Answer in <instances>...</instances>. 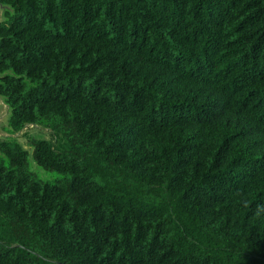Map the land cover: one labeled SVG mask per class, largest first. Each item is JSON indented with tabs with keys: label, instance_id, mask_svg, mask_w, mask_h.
<instances>
[{
	"label": "trees",
	"instance_id": "1",
	"mask_svg": "<svg viewBox=\"0 0 264 264\" xmlns=\"http://www.w3.org/2000/svg\"><path fill=\"white\" fill-rule=\"evenodd\" d=\"M0 2V264H264V0Z\"/></svg>",
	"mask_w": 264,
	"mask_h": 264
},
{
	"label": "rangeland",
	"instance_id": "2",
	"mask_svg": "<svg viewBox=\"0 0 264 264\" xmlns=\"http://www.w3.org/2000/svg\"><path fill=\"white\" fill-rule=\"evenodd\" d=\"M7 6H0V21L4 18V11ZM9 107L4 101L3 97L0 96V138L10 135L8 127ZM15 136L23 144L28 151L27 156V168L36 178L42 181L54 182L58 179H62L65 176L56 171H51L40 166L33 154L32 137L36 138H52L51 131L47 128L37 127L35 125H29L23 131L16 133Z\"/></svg>",
	"mask_w": 264,
	"mask_h": 264
},
{
	"label": "water",
	"instance_id": "3",
	"mask_svg": "<svg viewBox=\"0 0 264 264\" xmlns=\"http://www.w3.org/2000/svg\"><path fill=\"white\" fill-rule=\"evenodd\" d=\"M0 6H2V3L0 2ZM4 6V5H3ZM5 7V6H4Z\"/></svg>",
	"mask_w": 264,
	"mask_h": 264
}]
</instances>
